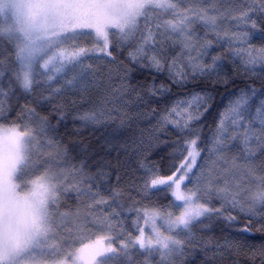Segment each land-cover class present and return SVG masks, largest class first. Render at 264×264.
<instances>
[{
    "label": "snow or ice",
    "instance_id": "6c2138e0",
    "mask_svg": "<svg viewBox=\"0 0 264 264\" xmlns=\"http://www.w3.org/2000/svg\"><path fill=\"white\" fill-rule=\"evenodd\" d=\"M0 264H264V0H0Z\"/></svg>",
    "mask_w": 264,
    "mask_h": 264
},
{
    "label": "trees",
    "instance_id": "16d2710c",
    "mask_svg": "<svg viewBox=\"0 0 264 264\" xmlns=\"http://www.w3.org/2000/svg\"><path fill=\"white\" fill-rule=\"evenodd\" d=\"M99 133H91V132H85L82 136L73 137L74 139H82L84 143H91L93 145L96 144L97 140L96 138L99 136ZM256 227H259V225H256Z\"/></svg>",
    "mask_w": 264,
    "mask_h": 264
}]
</instances>
